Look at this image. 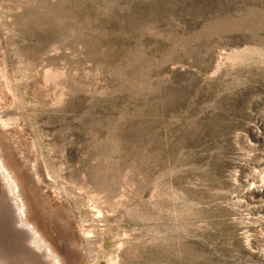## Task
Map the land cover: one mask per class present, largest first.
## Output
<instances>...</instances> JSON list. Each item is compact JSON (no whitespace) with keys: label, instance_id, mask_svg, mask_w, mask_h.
<instances>
[{"label":"rangeland","instance_id":"374dc122","mask_svg":"<svg viewBox=\"0 0 264 264\" xmlns=\"http://www.w3.org/2000/svg\"><path fill=\"white\" fill-rule=\"evenodd\" d=\"M8 175L60 264H264V0H0V264H45Z\"/></svg>","mask_w":264,"mask_h":264},{"label":"bare ground","instance_id":"6f19581e","mask_svg":"<svg viewBox=\"0 0 264 264\" xmlns=\"http://www.w3.org/2000/svg\"><path fill=\"white\" fill-rule=\"evenodd\" d=\"M10 178V179H8ZM6 177L7 186L9 189V193L12 195L13 201V208H14V220L15 223L18 222L20 226H25V230H21L19 233L22 236H25L26 240L29 242V246L32 250H35L37 257L43 258L45 264H60L57 255L54 254V251L51 247L47 244V242L43 241L39 235L36 234L32 227H29L26 221L21 218V213L23 212V203L22 199L20 198V194L18 193L17 184L11 176L8 175ZM25 206V205H24ZM24 229V227H23ZM36 229V228H35ZM29 248V249H30Z\"/></svg>","mask_w":264,"mask_h":264}]
</instances>
